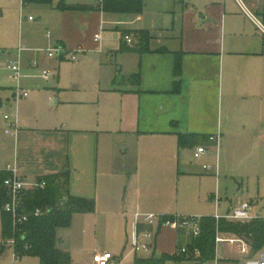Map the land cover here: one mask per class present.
<instances>
[{
	"label": "crops",
	"instance_id": "crops-1",
	"mask_svg": "<svg viewBox=\"0 0 264 264\" xmlns=\"http://www.w3.org/2000/svg\"><path fill=\"white\" fill-rule=\"evenodd\" d=\"M101 1L97 0L94 4L93 0H81V3L75 5L66 3L65 0H52L50 5H24L22 0V7L23 11L28 5L34 11H40L39 23L46 27L47 17H53L56 21L53 26L54 34L48 31L44 37L49 42L52 40L54 49H63L62 53H58L61 60H65L68 53L72 52V55L77 54V60L72 61L77 62L81 54L86 57L89 53L101 54L114 48L112 40L104 39L103 36L102 15L107 13L100 10ZM181 2L184 5L183 25L177 38L178 43L168 42L163 34L157 35L149 29L142 30L148 32L150 40L148 51L140 53L152 55V63L155 64L152 70L154 82L149 91L160 98L156 110L162 118L159 116L154 127L149 129L152 135H157L155 137H158V141L144 146L140 138L134 152L142 165L152 162L155 173L161 168L158 173L138 178V169H132L126 159L123 163H119L118 158L114 163L108 162L101 144V124L95 121L96 110L92 111L83 102L60 101L54 96L50 98L51 111L54 112L41 111L42 121L22 117L21 101L19 110L16 107L11 118L17 122L18 133L11 137L9 144L0 148V154L5 158V165L0 167V171L12 166L27 182L66 174L70 196L94 200L95 212L74 214L72 224L89 221L94 217L97 228L100 225L106 228L111 219L114 228L124 232L126 243L129 244V247H124L122 252L114 255L127 256L123 264L135 256L128 255L135 231L141 242H145V233H153L154 251L160 255H172L179 245L185 246L188 243L191 235L187 229L175 230L170 227L168 220L163 221L166 216L197 219L222 216L221 198L218 199L216 193H211L215 205L214 216H191L180 211V206L192 200L190 189H200L201 192L204 190L208 173L216 176V186L220 185L219 151L223 145L230 150L240 151L254 145L258 149L259 145L264 144V0ZM64 6L78 9L63 10ZM89 15H95L96 20L85 30L80 24ZM30 18L33 17L30 16L29 21L36 20ZM113 36L114 40L118 38L116 33ZM136 38L141 50L145 43L139 40L138 35ZM49 49L53 48L47 50ZM29 51L32 50L21 44L16 51L21 71L23 56ZM177 55L181 57L182 71L181 80L178 79L179 90L175 89L179 94L176 97L178 99L174 101L176 98H171V93L176 82L174 62ZM33 66L38 68L37 63ZM7 70L14 78L8 67ZM24 77L22 74L19 80L14 78L17 83L16 88L11 90L14 98H17L18 88L25 90L22 85ZM124 79H119L118 84ZM45 81L49 82L50 79ZM136 84L137 82H132L134 87ZM109 90L121 92L124 96L142 93L141 90L135 91L124 84ZM1 91L0 88L2 106ZM27 91L29 96L23 99L30 97L31 92ZM6 103L13 109L9 99ZM179 134L196 135V143L180 147ZM218 134L221 138L219 149L208 140ZM199 145H205L209 153L198 160V165L192 164L188 161L187 153L192 151L193 157V151ZM204 166H210L211 170L205 171ZM175 196L178 197L176 200ZM234 208L237 207L229 206L225 215L230 214ZM253 213L257 218L262 217L261 212L256 213L254 207ZM149 214L158 216L152 226L144 222L143 216ZM87 232L88 229L85 235ZM231 237L235 239V236ZM63 244L65 245V241ZM9 249L14 253L13 248ZM63 249L71 254L68 245ZM92 259L93 256L91 264ZM231 263L234 262H224L217 252L212 264Z\"/></svg>",
	"mask_w": 264,
	"mask_h": 264
},
{
	"label": "rangeland",
	"instance_id": "rangeland-1",
	"mask_svg": "<svg viewBox=\"0 0 264 264\" xmlns=\"http://www.w3.org/2000/svg\"><path fill=\"white\" fill-rule=\"evenodd\" d=\"M65 1L75 5L81 3V0ZM93 3H97V0H93ZM183 11L181 0H144L142 14H103V36L104 39L112 40L114 48L101 54L89 53L86 57L81 54L78 61L73 62L72 52L68 53L65 60H61L57 53L51 59L45 52L48 48L54 49L52 40L49 42L44 37L48 31L54 34L53 26L56 21L53 17H47L46 27L39 23L40 11H34L30 5L23 11L22 0H0V88L3 103L0 106V148L12 141L11 137L4 134L5 116L12 118V112L16 107L19 110V103L22 101V117L42 121V112H54L51 111L50 100L54 96L60 101L83 102L92 111L96 110L95 121L101 124V144L108 162L114 163L118 158L119 163H123L126 159L132 169H138V178H147L154 174V164L150 162L149 165H142L134 152L138 148L140 138L144 146L158 141V137H155L157 135H152L149 129L154 127L155 120L160 116L156 110L160 98L149 91L154 82L152 70L155 64L152 63V55L140 53V44L134 33L149 29L157 35L163 34L168 38V42L178 43L177 38L183 25ZM30 16L36 20L29 21ZM85 18L87 19L80 25L86 30L96 19L95 15ZM188 19L189 17L186 22ZM122 30H129L131 34L121 32ZM115 33L118 34L116 40L113 39ZM128 34L133 40L132 46H128L124 40V36ZM20 44L32 50L24 54L22 63V74L25 76L22 85L25 91L31 92L28 99L13 97L11 90L16 88L17 83L7 70L13 61H17L15 54ZM36 63L38 68L33 66ZM43 71L48 72L49 82L41 77ZM135 74H140L141 77V83L136 84V88L132 85ZM121 76L125 79L118 84ZM177 79L181 80V76L175 77L174 80ZM123 84L135 91L141 90L142 93L124 96L121 92L109 90L112 87L119 88ZM171 95V98L179 95L174 85ZM8 99L13 104V109L7 105ZM187 155L188 161L199 164V161L192 157V151ZM4 163L5 158L0 154V167L4 166ZM219 164L220 185L217 187L214 179L216 176L208 173L204 190L201 192L200 189H190L192 200L181 205L180 211L195 217L214 216L215 205L211 193H216L218 199L221 198L222 216L226 214L229 206L239 207L244 201H248L253 204L255 212H261L264 217V144L259 145L258 149L254 145L240 151L230 150L223 145L219 151ZM160 170L161 168H158L156 173ZM176 198L178 197L175 196V200ZM109 220L106 228L101 225L97 228L94 217H91L89 221L71 224L69 228L59 230L58 238L70 247L73 264H91L94 253L109 252L117 255L129 245L126 243L124 232L116 230L112 220ZM222 237L226 240L232 239L231 235ZM0 241L4 242L0 252L6 249L0 254V264H41L39 259L29 256L14 260V253L9 249L12 248L10 240L2 238L1 213ZM62 241L61 246L65 247ZM217 252L224 262H234L231 264H242L254 258L251 256V250L242 252L240 243L222 242L218 244ZM159 255V252L155 253V256ZM148 256L153 254L138 255ZM134 260L135 256L124 264H133Z\"/></svg>",
	"mask_w": 264,
	"mask_h": 264
},
{
	"label": "trees",
	"instance_id": "trees-1",
	"mask_svg": "<svg viewBox=\"0 0 264 264\" xmlns=\"http://www.w3.org/2000/svg\"><path fill=\"white\" fill-rule=\"evenodd\" d=\"M27 3L50 5L52 0H24V5ZM143 8L144 0H102L100 6V10L104 13L119 15H139L142 14ZM62 9L76 10L78 8L64 6ZM127 32L131 34L130 31ZM135 33L139 40L145 43L140 51H148V41L150 40L148 32ZM181 71V57L177 55L174 62L175 77L179 78ZM134 80L140 84V75H135ZM175 89L179 90L178 79L175 82ZM196 140V135H178L180 147L194 145ZM10 175L4 170L0 171V213L3 238L14 241V251L18 259L29 256L39 259L41 264H73L70 252L61 246L58 231L71 226L74 214L95 212L96 202L70 196L66 174L49 176L39 180L46 182L45 189L27 192L20 197V203L29 215V219L25 223L14 224L12 216L4 211L8 196L3 182ZM63 202L64 205H62ZM37 209L43 211L40 217L33 216ZM174 219L173 216H166L163 221ZM199 221V236H190L188 243L185 246L179 245L176 253L155 256L156 252L154 251L153 256L136 257L133 264H212L217 257L216 238L218 234L243 239L249 245L252 257H256L264 251V218L262 217L256 218L249 224L228 220L217 222L211 216L202 217ZM184 247L186 253H182Z\"/></svg>",
	"mask_w": 264,
	"mask_h": 264
},
{
	"label": "built area",
	"instance_id": "built-area-1",
	"mask_svg": "<svg viewBox=\"0 0 264 264\" xmlns=\"http://www.w3.org/2000/svg\"><path fill=\"white\" fill-rule=\"evenodd\" d=\"M239 1V0H238ZM33 20V18H30ZM124 40L128 46H132L133 40L130 35H125ZM21 50H23L21 48ZM63 49L55 48L49 49L46 51V54L49 58L55 57V54L62 53ZM77 54L72 55L71 60H77ZM8 69L13 73L14 78L19 80L22 77L21 71V63L20 61H14L9 66ZM42 78L45 80H49V74L46 71L42 72ZM29 96V91L22 90L20 88L17 89V99L18 98H27ZM6 129L4 131L6 136L15 137L18 133L17 122L12 121L9 116H5ZM220 135L211 136L208 140L212 143H215L217 148L220 147ZM209 153L208 148L205 145H199L195 147L193 151V157L196 160L201 159ZM203 169L205 171H210V166H204ZM9 172L11 175L7 179L4 180L3 186L8 196V201L4 206V211L10 214L13 218L14 224L16 223H25L29 219V215L23 209L20 203V197L27 192L43 190L46 188L47 184L45 181H36V182H27L22 177L17 174V171L12 166H8L5 170ZM43 214L41 209H37L34 211V217H40ZM140 217V215H137ZM144 222L147 225L152 226L155 221L158 219V216L154 214L144 215ZM215 220L217 222L221 220H228L233 222H238L242 224H249L253 222L257 216L253 213V206L249 202H243L239 207L234 208L232 212L225 216L215 215ZM167 224L175 230L178 229H187L190 232V235L193 237H197L200 234V221L197 218L193 217H176L174 220L167 222ZM221 234L217 235L216 243L220 244L222 242H229L230 244L240 243L242 246V252L247 253L250 250L249 245L241 238L235 239H223ZM145 242H141L139 238V234L135 231L131 245L129 249L128 255H139L140 253H153L154 247L152 245V241L154 239L153 233H145L144 234ZM4 242L0 241V248ZM11 247L14 250V241L10 240ZM182 253H186V248L182 249ZM198 256V255H197ZM127 256H114L109 252L104 253H96L93 255L92 263L93 264H123L124 260ZM18 257L14 251V260H17ZM244 264H264V253L256 256L252 259L247 260Z\"/></svg>",
	"mask_w": 264,
	"mask_h": 264
},
{
	"label": "water",
	"instance_id": "water-1",
	"mask_svg": "<svg viewBox=\"0 0 264 264\" xmlns=\"http://www.w3.org/2000/svg\"><path fill=\"white\" fill-rule=\"evenodd\" d=\"M62 205H64V202L62 203Z\"/></svg>",
	"mask_w": 264,
	"mask_h": 264
}]
</instances>
